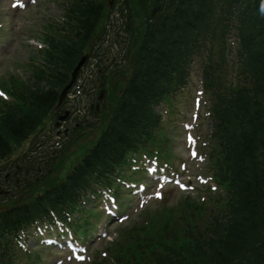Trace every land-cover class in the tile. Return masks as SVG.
I'll return each instance as SVG.
<instances>
[{
	"label": "trees",
	"instance_id": "trees-1",
	"mask_svg": "<svg viewBox=\"0 0 264 264\" xmlns=\"http://www.w3.org/2000/svg\"><path fill=\"white\" fill-rule=\"evenodd\" d=\"M204 1L208 0H162L158 5L159 16L149 15L139 42L127 47L123 57L131 64V70L107 128L83 164L88 167L108 165L126 147L133 133L144 129L148 108L155 98L161 96L163 81L178 68L181 50L193 36V29L208 25V8ZM225 1L223 8H227L232 0ZM244 2L245 8L251 7L244 13V32L249 38L244 44L248 58L242 68L246 77L250 76L246 88L231 96L227 108L229 125L233 130L237 124V133L240 134L229 164L236 186L231 187L229 204L221 207L214 220L203 217L204 204L191 206L184 203L181 206L187 214L184 219L194 218L199 231L192 229L194 238L185 245L186 253L205 264H264V0ZM103 4L101 0L77 2L73 12L76 24L71 30L76 33L79 47L93 29ZM71 45L73 43L68 46ZM54 73H62L60 67L54 66L49 74L54 76ZM61 75L55 77V84H61L67 72ZM243 81L244 78H240L238 85ZM53 97L55 99L50 91H32L28 98H23L24 106H15L4 112L0 119V156L41 122L44 109ZM257 150L260 152L256 155ZM244 155L251 157L245 176L239 173ZM59 194H62V184L47 191L49 199H55ZM179 235L181 237L182 233ZM258 240L260 244L255 247ZM175 242L174 237L172 243ZM177 256L180 258V253Z\"/></svg>",
	"mask_w": 264,
	"mask_h": 264
},
{
	"label": "rangeland",
	"instance_id": "rangeland-1",
	"mask_svg": "<svg viewBox=\"0 0 264 264\" xmlns=\"http://www.w3.org/2000/svg\"><path fill=\"white\" fill-rule=\"evenodd\" d=\"M0 2H2V0H0ZM52 12L55 13L54 10H52ZM6 13H7V12L5 11V8H4L3 4H1V6H0V21H6V20H9V19L11 18V16L13 15V17H15V19H16L17 22H15V24H14V22H10V20L7 21V23H5V25H8V26H6V27L0 29V36H4V35L6 34V32H7V30H9L10 28L12 29L13 36H16V35H15V34H16L15 29L18 28V27H20V28H24L25 25H24L23 23H24V20H25V19L29 20L30 22H31V21L33 22V21H34V23H40V22H41L40 19L42 18V15H41V14H40V15H41V16H40V15L34 13V11H33L32 9H29V10H28V16H26V18L23 17V15H21V14H18V13H16V12H13L12 15H9V19H8V15H7ZM42 13H43V15H48V14L50 13V10H49L48 8H45V9L42 11ZM12 27H13V28H12ZM10 35H11V34H10ZM9 39H11L10 36H7V37L5 38V41H7L6 45H7L8 47H12V48H14L15 51H16L17 53H21V52L25 51V48H24V45H23V44H21L20 46H18V43L16 42V40H13V39H12V40H9ZM106 45H107V43H106ZM109 49H110V51H113V50H114L113 47H110ZM4 53L6 54L7 52L5 51ZM195 78H197V75H195ZM108 92H109V91H108ZM96 112H99V110L96 111ZM40 130H41V131L38 133V135H41L42 132L45 131V132H47L52 138H55V136H54L55 132L50 131V130L48 129V126H44V127H43L42 129H40ZM41 137H44V135H42ZM40 139H41V138H40ZM175 139H176V142L178 143L179 147L181 148L182 146L180 145V142H181L180 138L177 137V138H175ZM41 140H42V139H41ZM94 141H95V138H90V139H88V140L85 142V145H84L85 148L90 147V146L94 143ZM49 143H51V140L49 141ZM47 147L50 148V149H48V151H51V149L54 148V146L49 145L48 143H46V145L43 147V151H46V150H47ZM65 152H66V151H64L61 155H58L57 157H59L60 159L63 158ZM166 193H167V195H168L170 201H174V198H176V196H177V194H176L177 191H176V190H167ZM130 198H131V197H130ZM131 201H132V200H131ZM131 206H132V208L129 210V212H130L131 210H132V211H135V212H137V211L139 210V209H138V206H137V202H132ZM31 236H32V235H31ZM36 242H37V239L35 240V238L33 239L32 237H30L29 242H28V245H29L30 247H33V246L35 245ZM96 250H101V243H100V240L98 239V237H96L95 240L92 241V242L90 243V252H91V255H90V256L93 257L94 254H95V251H96ZM48 255H49V254H48ZM48 255H47V256H48ZM49 256H50V255H49ZM55 259H57V256H50V257H49V260H47L46 264H54ZM70 264H75V263H70Z\"/></svg>",
	"mask_w": 264,
	"mask_h": 264
},
{
	"label": "snow or ice",
	"instance_id": "snow-or-ice-1",
	"mask_svg": "<svg viewBox=\"0 0 264 264\" xmlns=\"http://www.w3.org/2000/svg\"><path fill=\"white\" fill-rule=\"evenodd\" d=\"M31 2H32V3H35L36 0H31ZM13 6H17V5L14 4ZM0 95H4V94H3V93H0ZM157 195L159 196V193H157Z\"/></svg>",
	"mask_w": 264,
	"mask_h": 264
}]
</instances>
